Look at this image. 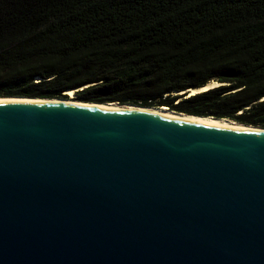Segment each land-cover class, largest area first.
Masks as SVG:
<instances>
[{"label":"water","instance_id":"obj_1","mask_svg":"<svg viewBox=\"0 0 264 264\" xmlns=\"http://www.w3.org/2000/svg\"><path fill=\"white\" fill-rule=\"evenodd\" d=\"M83 104L0 101V264H264V132Z\"/></svg>","mask_w":264,"mask_h":264},{"label":"trees","instance_id":"obj_2","mask_svg":"<svg viewBox=\"0 0 264 264\" xmlns=\"http://www.w3.org/2000/svg\"><path fill=\"white\" fill-rule=\"evenodd\" d=\"M69 91L264 129V0H0V97Z\"/></svg>","mask_w":264,"mask_h":264},{"label":"bare ground","instance_id":"obj_3","mask_svg":"<svg viewBox=\"0 0 264 264\" xmlns=\"http://www.w3.org/2000/svg\"><path fill=\"white\" fill-rule=\"evenodd\" d=\"M219 84L218 83H211L209 85H207L206 87H204L203 89L200 90H191L188 94L191 95H195L197 93L200 92H204L207 91L209 89L218 87ZM65 95L69 98L67 100H39V99H23V98H8V99H1L0 101H28V102H53V103H60V104H68V105H78V106H89V105H85L83 103H80V101H76L73 99L74 96V91H69L66 92ZM90 107H97V108H102V109H117V110H134V111H142V112H149V113H155L161 116H165V117H169V118H173V119H178V120H186L189 122H196V123H212L216 126H221V127H228V126H242V127H247L244 125H240L234 122H230L227 120H217L214 118H205V117H197V116H189V115H184V114H177L174 113L172 111L166 110V109H154V108H136V107H129V106H125V107H120L117 104H110V105H92ZM249 129L255 130V131H259V132H264V130L262 129H255L252 127H247Z\"/></svg>","mask_w":264,"mask_h":264},{"label":"rangeland","instance_id":"obj_4","mask_svg":"<svg viewBox=\"0 0 264 264\" xmlns=\"http://www.w3.org/2000/svg\"><path fill=\"white\" fill-rule=\"evenodd\" d=\"M70 98V97H69ZM75 98V92H74V96H73V99ZM161 109H165V108H161ZM167 110V109H166Z\"/></svg>","mask_w":264,"mask_h":264}]
</instances>
